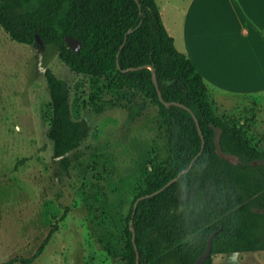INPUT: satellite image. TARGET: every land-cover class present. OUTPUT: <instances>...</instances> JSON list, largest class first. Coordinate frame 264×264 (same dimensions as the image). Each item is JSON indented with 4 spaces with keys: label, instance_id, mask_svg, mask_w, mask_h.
Here are the masks:
<instances>
[{
    "label": "trees",
    "instance_id": "1",
    "mask_svg": "<svg viewBox=\"0 0 264 264\" xmlns=\"http://www.w3.org/2000/svg\"><path fill=\"white\" fill-rule=\"evenodd\" d=\"M0 26L20 44L39 46L38 34L45 46H57L71 72L105 79L114 102L128 104L140 93L157 106L170 156L150 168L136 200L184 173L163 192L141 200L135 215L134 205L130 208L126 264H136L135 244L140 264H194L214 231L205 264H215L216 255L264 250V150L251 144L243 125L215 111L203 75L177 50L156 0H0ZM67 35L82 42L79 51L69 47ZM149 67L155 69L161 97ZM44 76L51 98L53 157L68 170L67 155L85 139L88 127L73 117L68 82L49 68ZM186 107L205 137L188 171L202 149V137ZM212 124L222 128V149L230 159L217 153ZM57 228L32 257L2 264L33 263Z\"/></svg>",
    "mask_w": 264,
    "mask_h": 264
},
{
    "label": "rangeland",
    "instance_id": "2",
    "mask_svg": "<svg viewBox=\"0 0 264 264\" xmlns=\"http://www.w3.org/2000/svg\"><path fill=\"white\" fill-rule=\"evenodd\" d=\"M48 68L68 82L73 117L88 127L67 155L68 170L54 159L48 137ZM107 84L71 72L57 46L20 44L0 26V264L32 257L56 224L31 264H126L130 208L150 168L166 162L170 149L157 106L140 93L116 103ZM233 100L236 110L219 114L243 125L251 144L264 150V107ZM213 259L264 264V250Z\"/></svg>",
    "mask_w": 264,
    "mask_h": 264
},
{
    "label": "crops",
    "instance_id": "3",
    "mask_svg": "<svg viewBox=\"0 0 264 264\" xmlns=\"http://www.w3.org/2000/svg\"><path fill=\"white\" fill-rule=\"evenodd\" d=\"M178 51L192 60L219 114L239 98L264 107V0H156Z\"/></svg>",
    "mask_w": 264,
    "mask_h": 264
},
{
    "label": "water",
    "instance_id": "4",
    "mask_svg": "<svg viewBox=\"0 0 264 264\" xmlns=\"http://www.w3.org/2000/svg\"><path fill=\"white\" fill-rule=\"evenodd\" d=\"M36 39H37V43L39 44V46H42L44 47L45 46V43L44 41L42 40V38L40 37V35H36ZM65 40L66 42L68 43L69 47L72 48L73 50L75 51H79L81 48H82V42L79 41L78 39L74 38L73 36H70V35H67L65 37ZM151 68V70L153 71V78H154V82H155V85L158 89V93L161 97V91L159 89V85H158V81L156 79V75H155V69L152 68V67H149ZM162 99V98H161ZM167 106H169L171 103L169 102H164ZM184 106V105H183ZM186 109H188L189 111H191L190 108L186 107ZM194 119H195V122L198 126V129H199V133L202 137V149L201 151L198 153V155L191 161L188 169L190 170L191 167L193 166L194 162L200 157L203 149H204V146H205V137H204V134H203V131L200 127V124H199V120L197 118V116L193 113V111H191ZM213 130H214V133H215V137H214V141H215V145H216V151L217 153L221 156V157H224L226 159H230V157L228 155H226L222 149V145H221V138H222V133H223V130L222 128L216 126L215 124H212L211 125ZM184 172H181L177 177L171 179L168 183H166L161 189H158L157 191L153 192V193H149V194H145V195H142L141 197H139L135 203H134V213L133 215H135V212L137 210V207H138V204L141 200L145 199V198H149V197H152V196H155L161 192H163L164 190H166L169 186H171ZM216 235V231L212 232L208 241H207V245H206V248L204 250V252L197 258V260L195 261L194 264H205V262L207 261V259L211 256V253H212V248H213V240H214V237ZM135 241H136V233H135V230L133 231V242L135 244ZM135 249H136V252H137V261H136V264H140V254H139V250H138V247L137 245L135 244Z\"/></svg>",
    "mask_w": 264,
    "mask_h": 264
}]
</instances>
